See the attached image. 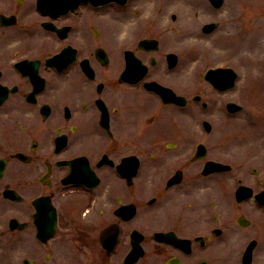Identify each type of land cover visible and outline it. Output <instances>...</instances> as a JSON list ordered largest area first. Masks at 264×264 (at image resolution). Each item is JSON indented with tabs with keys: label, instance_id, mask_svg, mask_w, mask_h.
<instances>
[{
	"label": "flooded vegetation",
	"instance_id": "obj_1",
	"mask_svg": "<svg viewBox=\"0 0 264 264\" xmlns=\"http://www.w3.org/2000/svg\"><path fill=\"white\" fill-rule=\"evenodd\" d=\"M51 1L0 0L8 264H264V114L238 132L237 69L179 93L159 39L111 42L131 0Z\"/></svg>",
	"mask_w": 264,
	"mask_h": 264
},
{
	"label": "rangeland",
	"instance_id": "obj_2",
	"mask_svg": "<svg viewBox=\"0 0 264 264\" xmlns=\"http://www.w3.org/2000/svg\"><path fill=\"white\" fill-rule=\"evenodd\" d=\"M191 1L195 6L186 0H131L126 9L111 8L107 30L111 42L123 37L135 42L145 37L159 39V56L170 51L180 57L181 67L170 75V86L186 95L198 91L199 74L207 67L232 64L239 74L233 99L247 106L236 126L238 132L249 129V118L264 114V0H225L220 9L209 0ZM208 23L219 27L204 34L202 27ZM127 24L133 26L130 32L122 30ZM109 47L115 68L118 46ZM0 264H8L2 253Z\"/></svg>",
	"mask_w": 264,
	"mask_h": 264
},
{
	"label": "water",
	"instance_id": "obj_3",
	"mask_svg": "<svg viewBox=\"0 0 264 264\" xmlns=\"http://www.w3.org/2000/svg\"><path fill=\"white\" fill-rule=\"evenodd\" d=\"M41 1H45V0H41ZM86 2V1H90L92 3H94L95 5H104V4H108L111 2H117L119 4H125L127 2V0H52L51 2H60L61 5L66 8V9H71L72 7H74L75 2ZM211 2L216 6V7H220L224 0H211ZM216 24H212V25H207L204 27V31L205 32H211L212 30H214L216 28ZM150 43L149 40H144L142 42V44H147ZM156 43V42H155ZM175 55H170V59L175 58ZM221 70H217V71H211V72H220ZM232 78V79H231ZM229 80V84L228 86H232L233 85V80L236 78V75H233ZM170 94L172 95V92L170 91ZM172 99H170L171 101ZM174 102H179L178 101V97H176L174 95Z\"/></svg>",
	"mask_w": 264,
	"mask_h": 264
},
{
	"label": "bare ground",
	"instance_id": "obj_4",
	"mask_svg": "<svg viewBox=\"0 0 264 264\" xmlns=\"http://www.w3.org/2000/svg\"><path fill=\"white\" fill-rule=\"evenodd\" d=\"M186 1H187L188 4L195 6V5L192 3L191 0H186ZM191 7H192V6H191ZM192 9H193V7H192ZM194 11H196V10L194 9ZM202 11H203V10H202ZM199 12H200V11H199ZM132 27H133L132 24H127L122 30H123V31L130 32V30H133Z\"/></svg>",
	"mask_w": 264,
	"mask_h": 264
}]
</instances>
